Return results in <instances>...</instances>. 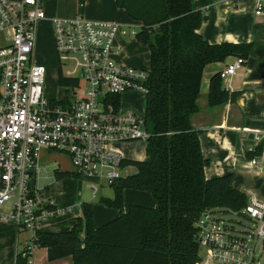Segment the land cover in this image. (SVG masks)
Masks as SVG:
<instances>
[{
	"label": "built area",
	"instance_id": "2783aa9c",
	"mask_svg": "<svg viewBox=\"0 0 264 264\" xmlns=\"http://www.w3.org/2000/svg\"><path fill=\"white\" fill-rule=\"evenodd\" d=\"M254 14L264 18V0H256ZM43 20L50 23L58 54L80 59V76H67L76 83L60 85V99L44 94L46 67L33 60L36 29ZM137 30L133 23L81 14L47 17L41 0H0V227L9 225L28 234L10 264H34L37 232L81 206L60 205L37 185L41 152L65 154L74 177L111 185L125 167L117 143L146 142L150 136L145 110L139 115L121 103L128 91L147 93L148 70L116 60V40L135 38ZM243 63V58L234 57L219 71L220 78L230 80ZM253 140L248 151L263 146L249 163L264 171V132L254 131ZM99 185L89 184L92 197ZM247 195L242 213L255 222V232L236 235L210 213L203 214L196 223L199 264H258L256 241H264V201L253 192Z\"/></svg>",
	"mask_w": 264,
	"mask_h": 264
},
{
	"label": "trees",
	"instance_id": "16d2710c",
	"mask_svg": "<svg viewBox=\"0 0 264 264\" xmlns=\"http://www.w3.org/2000/svg\"><path fill=\"white\" fill-rule=\"evenodd\" d=\"M114 1L138 22L135 38L149 49L145 121L150 136L145 158L124 159L122 165L135 166V172L111 184L113 198L100 199L118 209V216L96 227L90 203L82 202V216L70 229L39 231L34 244L46 249L49 261L69 256L72 264H199L200 217L216 209L242 215L248 195L231 185V173L205 176L208 159L190 115L198 111L204 67L229 56L246 59L252 44L209 43L197 32L202 14L192 8V0ZM221 80L219 72L209 79L210 105L234 101L240 93L223 89ZM57 83L74 84L76 79L58 68ZM262 146L246 151V156L260 155ZM54 176L74 175L55 169ZM125 188L151 192L155 206L130 203L124 211Z\"/></svg>",
	"mask_w": 264,
	"mask_h": 264
},
{
	"label": "crops",
	"instance_id": "0c3cea01",
	"mask_svg": "<svg viewBox=\"0 0 264 264\" xmlns=\"http://www.w3.org/2000/svg\"><path fill=\"white\" fill-rule=\"evenodd\" d=\"M41 1L44 11L48 9L50 12L62 13V15H49L46 11L47 17L81 14L93 20L133 23L139 29L138 22L130 19L114 0H75L73 5H67L63 11L57 10V6L45 8L43 0ZM255 5L256 0H192V8L201 11L202 14L197 32L204 39L209 43H251L252 49L237 73L230 80H221L223 89L240 92L234 101L210 105L209 79L235 56H229L223 62L209 63L204 67L196 99L198 111L190 115V124L200 131L201 152L208 159V164L204 168L205 176L213 178L231 173V185L234 188L245 193L253 192L258 199L264 201V171L259 168V164L256 166L249 163L255 156H246L248 148L254 146V131L264 132V18L255 16ZM141 45L143 44L136 38L128 37L124 40L118 38L116 60L129 66L143 68L140 57L134 58L126 53L127 49L129 53H139L142 50ZM147 53L149 69V50ZM124 157L143 160L145 149L136 157L137 159ZM57 170L61 171L59 168ZM58 199L62 203L67 200V198ZM75 203L81 202L73 199L71 202L58 204ZM136 203L144 205L141 199H137ZM146 204H149L148 207H154V198ZM108 209L105 217L107 219L102 221L103 223L119 215L118 209L112 207ZM59 217L62 218L57 217L45 223L43 231L70 229L78 218V213L75 210ZM93 222L96 227L103 224L100 223L101 221L93 220ZM19 235L21 232L12 226L0 227V264L12 263L16 252L23 247L27 236L23 239V245H19ZM32 259L34 264H72L69 256L49 261L46 249L39 247L34 249Z\"/></svg>",
	"mask_w": 264,
	"mask_h": 264
},
{
	"label": "rangeland",
	"instance_id": "374dc122",
	"mask_svg": "<svg viewBox=\"0 0 264 264\" xmlns=\"http://www.w3.org/2000/svg\"><path fill=\"white\" fill-rule=\"evenodd\" d=\"M75 0H43L45 8H54L57 6V10L63 11V8L67 5H73ZM49 15H62L59 12H50L45 9V12ZM84 16V15H83ZM85 17V16H84ZM134 38L127 36L120 38L124 40L125 38ZM1 34H0V44H1ZM142 50L139 53L128 52L131 57L141 59V67L145 70L148 69V56L147 46L141 45ZM33 60L42 63L46 67L45 83H44V94L48 97H53L55 99H60L63 94V87L57 83V70L60 68L64 76H80V59L75 55H64L58 54L54 47L53 35L50 23L47 20L41 21L36 29L35 43L33 48ZM122 107H127L135 110L137 114L144 115L145 110V96L141 93H135L128 91L121 95ZM128 158H136L141 155L142 151L145 149V141L135 140V141H123L118 142L116 145ZM41 162L38 165L37 172V185L47 193H49L53 198H56L57 202L60 204H65L71 202L75 199L78 202H88L90 203L93 211V220L95 222L106 221L107 211L109 210L106 205H104L100 199L101 198H113L114 191L111 185L103 183L101 180L92 179L86 176H65L57 179L54 176L55 169L59 168L61 171H71L72 166L70 165L68 158L65 154L51 151L49 153L41 152ZM137 159V158H136ZM135 166L128 165L121 170V176L124 177L128 174L135 172ZM95 182L100 184L98 190L94 197L91 195L89 189V184ZM58 198H67L63 203ZM137 199H141L144 205L146 202L153 201V196L151 192L133 188H125L122 192V206L127 209L130 203H136ZM140 201V200H139ZM141 203V202H139ZM78 217L82 216L81 208L76 209ZM212 217L222 221L225 225L231 228V231L236 235L246 236V232H255L256 224L250 220L244 214H238L236 212L225 211L222 209H216L211 213ZM59 219L62 217H58ZM28 234L21 232L19 235V245H23V239ZM251 243L254 239L249 238ZM204 250L201 249V252ZM255 259L258 264H264V241L258 238L256 241V252Z\"/></svg>",
	"mask_w": 264,
	"mask_h": 264
}]
</instances>
